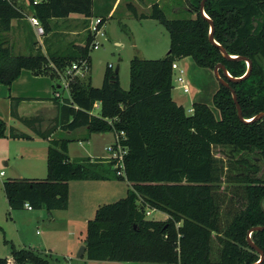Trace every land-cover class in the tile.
Instances as JSON below:
<instances>
[{"label": "trees", "instance_id": "16d2710c", "mask_svg": "<svg viewBox=\"0 0 264 264\" xmlns=\"http://www.w3.org/2000/svg\"><path fill=\"white\" fill-rule=\"evenodd\" d=\"M200 1L186 0L192 10L187 18L167 17L158 2L140 13L131 2L126 4L136 18L159 20L170 38L169 50L162 58L136 54L130 59L127 89L121 87L119 74L111 66L105 68L99 87L91 85L90 76L81 80L66 75L69 96L49 98L57 114L44 130L37 129V117L21 118L15 105L11 106L13 117L29 125L39 137L50 138L44 178L2 182L11 209H23L28 203L32 209L65 210L68 181L73 179L125 175L130 183L126 196L98 205L88 220L84 253L88 259L164 264L259 261V252L247 242V232L264 225V116L249 122L240 120L231 89L243 119L264 112V0H205L203 9L214 24V40L229 55L245 56L252 62L250 74L239 81L219 71L229 84L219 83L213 97L220 119L205 103L196 101L187 114L172 96L171 64L176 59L190 56L198 65L211 69L222 63L232 77L242 76L247 69L245 60L225 58L209 41L210 25L199 13ZM28 2L44 33L51 31L54 19L70 13L98 18L99 26L106 21L107 14H98L93 0ZM24 17L16 0H0V86L9 89L22 70L53 77L73 63H83L89 69L90 32L83 45L65 54L15 53L7 33L14 19ZM22 99L11 97V102ZM6 128L0 116V138H30L16 133L13 127L6 134ZM79 128L86 131L82 139L91 133L124 132L122 143L127 152L123 175L116 174L109 160L105 166L100 159L69 157L68 142L79 140L71 136ZM57 129L65 136L51 137ZM217 152L227 156L228 169H224ZM147 208L161 210L167 217L148 219ZM250 237L264 253V229L252 231ZM10 251L16 262L48 263L29 249L11 244ZM0 264H7V258L0 257ZM258 264H264V259Z\"/></svg>", "mask_w": 264, "mask_h": 264}, {"label": "rangeland", "instance_id": "374dc122", "mask_svg": "<svg viewBox=\"0 0 264 264\" xmlns=\"http://www.w3.org/2000/svg\"><path fill=\"white\" fill-rule=\"evenodd\" d=\"M28 1L16 0V6L21 9L25 17L19 20L14 19L12 28L7 33L8 41L17 54L27 55L36 52L65 54L84 43L86 36L91 32V22L96 19L92 17L88 20H53L51 31L38 36L28 21V17L32 15ZM153 1L120 0L117 8H114L112 13L109 14L106 10V5L109 2L106 4V0H95L96 12L105 16L107 14L106 21L102 26L104 36L97 35L95 37L101 43L98 48L90 47L89 69L79 67L77 71L71 72L69 76L81 80H86L90 76L91 85L99 87L102 84L105 68L109 64L112 65L113 69L118 65L120 85L123 89H127L129 86V61L134 55L138 54L147 59L162 58L168 52L170 44L169 33L165 26L157 19L136 18L126 8V4L131 2L139 13L147 12L150 6L148 4ZM158 3L169 18L192 16V10L187 5L186 0H159ZM112 14L113 16H111ZM121 25H125V28ZM176 60L177 64L184 68V75L189 82V92H182L175 83L172 89L174 100L183 106L187 114L189 113L187 110L192 108L193 102L205 103L213 112L215 118L220 119V110L213 100L214 94L219 88V81L213 70L198 65L190 56ZM67 74L66 72L63 74L58 73V77L56 75L52 77L49 73L41 74L44 79L47 77L52 81L51 93L57 90L60 94L59 99L69 96V87L67 89L62 85V82L66 83L68 81ZM2 87L7 89V86L2 85ZM4 105V102L1 101L0 114L6 118ZM20 122L31 132H35L29 125ZM63 136H65L64 132L56 131L54 133V137ZM71 136L76 138L75 133ZM112 140L113 135L110 132H103L92 136L91 146L97 149L98 152H105L103 146L112 143ZM34 147L35 144L31 140L10 139L9 137L0 139V171H3V175L0 176V257H12L11 244L16 248L33 250L32 248H35V246L41 248L43 242H45L46 245L44 246L49 247L52 254L47 252L45 256L35 252L44 255L43 257L48 261L47 264H164L96 261L88 259L85 254L82 257L77 256L80 247L85 245L87 222L94 217L98 205L111 203L126 196L130 183L128 184L125 175H123V178L110 176L108 181L97 182L99 184H96V187L68 193V215L66 216L63 211L52 210L55 219L53 221L48 216L37 219L36 212L41 211L40 209L31 211L25 208L11 209L7 204L2 182L11 178L35 177L26 168L29 166L26 158L30 156L17 157V153L36 152ZM73 147L78 148V143L75 142ZM216 155L222 158L224 169H228L227 156L220 152H217ZM100 160L103 161L105 166L108 165L107 158H101ZM33 166L38 168L39 160L34 161ZM40 178H44V176ZM222 185V187L225 186V184ZM146 211L150 212L146 214L148 219H165L167 217L166 213L161 210L147 208ZM8 264L33 263L14 261Z\"/></svg>", "mask_w": 264, "mask_h": 264}, {"label": "crops", "instance_id": "0c3cea01", "mask_svg": "<svg viewBox=\"0 0 264 264\" xmlns=\"http://www.w3.org/2000/svg\"><path fill=\"white\" fill-rule=\"evenodd\" d=\"M93 2H94V8L96 10L97 7L95 5V0H93ZM107 2H109V3L107 4ZM119 2H120V0H106V4H107L106 10L108 11L109 14L112 13L114 8L115 9L117 8ZM153 2H159V0H154ZM152 3L148 4V6L151 5ZM61 19H70V20L86 19V20H88L90 18H85L84 16L77 14V13H70L66 18H61ZM54 20H59V19H54ZM81 45H83V44H81ZM44 54H46V53H44ZM178 66L182 67L181 65H178ZM58 86L60 87L61 85H58ZM51 88H52V81L49 80V78L46 77V79H44V77H41V75H34L29 70H22L19 77L13 81V83L11 84L9 89H6L5 87L0 86V102L3 101L5 104L4 105V107H5L4 112L6 113L5 114L6 118L3 117L1 114H0V116L4 119L6 126H7L5 133L8 134L9 133V127H13V128H15L16 133H21V132L25 133V134L29 135L30 138H10V139L31 140V142H33L35 144L34 148L36 149V152L26 151V152H22L21 154L17 153V157H19V158H21L22 155H24V156L29 155L30 156L29 158H26L27 165L29 164V166L26 168H27L28 172L31 173V175H33V176L35 175V177H32V178H40V177L46 176V173H47L46 154H47V149L49 146V139L50 138L44 139V138L39 137L36 134V132H31L28 128H26L20 122L21 121L20 119H17L11 115L10 110H11V106L14 104L19 117H21V118L37 117L38 118L37 123H36L37 129H39V130L46 129L48 126L51 125V121L54 119V117L57 114V110H56L54 103L52 102V100L49 99L53 96V92H55L57 90H55L51 93ZM11 97H21L23 99L19 100L17 103L16 102L14 103V102H11ZM176 103L178 104L177 101H176ZM16 121H17V123H16ZM56 131H60V130L57 129ZM74 133H75L76 139H79V140L68 142L67 153L71 159L88 157L91 160H97V159H101V158H107L106 147L110 143L107 144L106 146H103V150H105V152H101V151L98 152L97 149H95L93 146H91L92 136L98 135L101 133H91L85 140H81L82 136L86 133L84 128H79ZM110 133L113 135V140H114V138H115L114 133L113 132H110ZM51 137H54V134ZM0 139H2V138H0ZM113 140H112V142H113ZM75 142L78 143V145H79L78 148L73 147V144ZM38 160H39V166H38V168H35V166H33L34 161H38ZM30 163H32V164H30ZM21 174H19V175H21ZM104 181H108V178H105V179H88V180H79V179L69 180L68 181V193L70 194L72 191H82L85 188H90V187H94V186L96 187V184H99L97 182H104ZM128 184H129V182H128ZM67 209L59 210V211L65 212L64 214H66V216H67L68 215ZM26 210H28V209H26ZM31 210H33V209H31ZM31 210H29V211H31ZM40 210L41 211L36 212V218L37 219L39 217L41 218L43 216H45V217L48 216V217H51V221L55 220L53 217L54 213L52 212V210L47 211V212H45L43 210V208H41ZM56 212H58V211H56ZM44 245H46L45 242H43L41 248H38L37 246H35V248L33 247L32 249L34 251L33 250L32 251L33 252H35V251L39 252L41 254H44L45 256H46L47 252H49V254H52L51 249L49 247L46 248V246H44ZM39 253H36V254L40 255ZM84 253H83V255H84ZM40 256L43 257L42 255H40ZM80 257H82V256H80ZM43 258H45V257H43ZM64 258H66V257L64 256ZM96 261H99V260H96ZM10 262H14L12 257L7 258V264ZM128 263H131V262H128Z\"/></svg>", "mask_w": 264, "mask_h": 264}, {"label": "built area", "instance_id": "2783aa9c", "mask_svg": "<svg viewBox=\"0 0 264 264\" xmlns=\"http://www.w3.org/2000/svg\"><path fill=\"white\" fill-rule=\"evenodd\" d=\"M34 2H37V0H34ZM28 21L30 25L33 27L35 33L40 36L44 34L43 26L41 25L40 21L33 15H30L28 17ZM99 19L96 18L94 21L91 22V34L93 35V40L91 43V46L93 48H98L101 44L98 40H96V36H104V32L102 31V25H98ZM84 64L78 65L77 63H73L69 69H67L65 72L68 73L67 75H70L71 72L77 71L79 67H83ZM108 66H111L109 64ZM172 68V81H173V88L174 84L176 83V86L182 90V92L187 93L189 92V82L187 81L186 76L184 75V69L182 67H179L177 64V60H175L171 64ZM87 69V68H86ZM62 85L68 89V81L65 83L63 82ZM54 97L60 96L58 91L53 92ZM189 113L192 112V108H189L187 110ZM114 140L112 143H110L106 147L107 151V159L112 162V168L115 169L117 175H123L124 174V156L127 152V147L123 145L122 139H125V135L123 131H120L119 133H114ZM3 175V171H0V176ZM24 207L28 210H31V206L28 203H24ZM149 211H146V214H149Z\"/></svg>", "mask_w": 264, "mask_h": 264}, {"label": "water", "instance_id": "95a60500", "mask_svg": "<svg viewBox=\"0 0 264 264\" xmlns=\"http://www.w3.org/2000/svg\"><path fill=\"white\" fill-rule=\"evenodd\" d=\"M204 3H205V0H201V1H200V4H199V13H200L204 18H206V19L208 20V22H209V25H210V26H209V33H208L209 41H210L212 44L216 45V46L219 48L221 54H222L225 58H228V59H229V58H230V59H231V58L243 59V60H245L246 63H247V69H246L245 73H244L242 76H240V77H232V76L229 74V72L227 71V69L225 68L224 64H222V63H217V64L213 67L212 70H213V72H214L216 78L218 79L219 83L222 84V85H224V86H226V87H229V84L227 83V81H225V80L221 77L219 71L221 70L222 73H223V75H224L225 77H227L228 79H230V80H232V81H239V80H242V79L246 78V77L250 74V71H251V68H252V62H251V60H250L249 58H247V57H245V56H232V55H229V54L227 53V51H226V50H225V49H224V48H223L218 42H216V41L214 40V38H213L214 24H213L212 20H211V19L205 14V12H204V9H203V8H204ZM118 69H119V67H118V65H117V66L114 68L115 72H118ZM231 95H232L233 101H234L235 106H236V109H237V115H238V117H239L240 120H243V121L249 122V121L255 120V119H257V118H260L261 116H264V112H260L259 114H257L256 116L252 117V118L249 119V120H245V119H243V117H242V115H241V108H240V105H239V103H238L236 93L234 92L233 89H231ZM262 229H264V225L254 226V227L250 228V229L248 230V232H247V242H248V244H249L252 248H254L255 250H257V251L259 252V254H260V256H259V261H257V262L254 263V264H258V263H260V262L264 259V253H263V251H262L259 247H257V246L253 243V241L251 240L250 234H251L252 231H255V230H262ZM85 249H86V246H85V245H82V246L80 247L79 251H78L77 256H78V257L82 256L83 253L85 252Z\"/></svg>", "mask_w": 264, "mask_h": 264}]
</instances>
